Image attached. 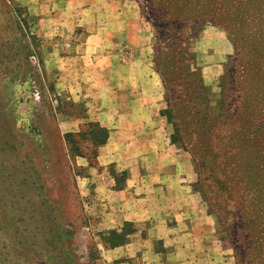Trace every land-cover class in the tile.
Here are the masks:
<instances>
[{
	"label": "rangeland",
	"instance_id": "rangeland-1",
	"mask_svg": "<svg viewBox=\"0 0 264 264\" xmlns=\"http://www.w3.org/2000/svg\"><path fill=\"white\" fill-rule=\"evenodd\" d=\"M8 1L27 10L31 32L40 41L38 54L43 67L37 65L35 69L40 84L34 91L33 98L31 93L20 94L25 91L26 84L13 86L15 94L12 98L11 95L6 97L7 93L0 95V264H160L162 253L165 251L161 241L150 239L146 235L145 230L150 228L149 224L139 227L141 233L131 220L120 221L113 229H106L110 224H106V220L102 218L105 210H94L96 204H99H95L94 200L96 182L103 181L112 190L120 191L116 190V187L124 188L126 172L119 171L114 164H98L97 150V156L91 161V165L85 159H75L74 165L82 170L79 176L73 177L63 144L64 135L83 129L86 121L100 125L99 119L106 120V117H100V112L104 109L101 103L104 98L111 97L112 92L117 89L115 84L110 83V69L94 76L89 81L90 88L85 90L79 85L76 75L67 70L62 58L67 52L80 50L86 37L96 31L98 23L102 21L100 18L108 21L112 10L100 9V6L88 10L77 7L72 10L75 24L61 26L60 0ZM83 1L79 0L78 4ZM129 1L135 2V8L139 12L137 34L141 37L142 49L146 51L145 65H150L160 80L162 110H165L166 91L152 63L153 31L143 18L142 0ZM89 3L96 2L90 0ZM82 18L87 19L88 23L80 25ZM205 30L213 34L204 37ZM234 40V36L222 27L206 24L189 46L201 69L203 82L209 89L210 99L215 104V115L226 118L227 120L223 121L226 126L234 123V120L244 118L239 111L233 115L226 109V104L232 103L236 96L227 78L246 74L242 62L236 57ZM220 42L229 45V54L213 53ZM92 43L93 47L98 44L96 41ZM122 51L123 54L129 53L123 45ZM93 59H96V56L90 57V60ZM31 61L36 65L35 59L32 58ZM7 64L10 65L8 61ZM207 65L211 68H207L204 73L203 67ZM216 66L220 67L219 74L213 72ZM251 67L254 68V64ZM117 76L126 78L127 73L120 71ZM47 82L54 84L56 93L66 102L61 112L54 115L49 109V99L45 98L48 95L44 88ZM179 86V89L173 88L177 90V94H180L184 87ZM16 94L23 96L22 103L17 107H9L6 102L15 101ZM6 98L8 101H5ZM178 100L180 102L173 107L175 114L170 118L171 121H168L167 116L159 114L156 124L166 127L169 138L173 136L177 139L178 149L189 156L194 177L192 191L198 195L199 202L213 219L216 239L228 253L231 264H237L234 243L241 235L238 214H242L244 208L236 205V199L240 197L236 196L235 187L241 186V183L237 181L238 177L233 176L240 175L242 169L238 166L235 170L229 167L230 158L227 153L231 148L228 141L231 132L228 128L218 126L219 121L214 123L215 125L212 124L214 126L211 130L202 131L201 126L196 128L195 120L198 119L191 111L194 105L181 98ZM222 106L224 110L221 109ZM197 110L203 113L200 108ZM15 112L21 113L20 119L15 120ZM27 113L33 116L31 123L36 125L38 131L31 130L28 126L31 123ZM108 117H111L109 122L114 117L115 120L119 118L116 113ZM82 118L85 120H81ZM215 138L217 142H213ZM84 146L81 147L86 153ZM262 146L264 147V138ZM262 146L260 154L264 156ZM236 150L241 153L239 148ZM214 154L220 158L223 177L215 170L218 160ZM248 164L250 173L254 174L256 166L264 164V158L259 160L251 157ZM250 173L251 178L253 175ZM126 224L128 230H133V233L127 235L125 245L110 248L100 241V233L120 232ZM261 232H264L261 228L259 233L256 232V236L261 237L253 251V264H260L264 253ZM145 239H148L147 243L152 242L154 245L153 251L146 250L149 254H144L145 249H138L137 245L132 244L134 241ZM90 247L94 248L92 260L89 258ZM238 260L240 261V258Z\"/></svg>",
	"mask_w": 264,
	"mask_h": 264
},
{
	"label": "trees",
	"instance_id": "trees-1",
	"mask_svg": "<svg viewBox=\"0 0 264 264\" xmlns=\"http://www.w3.org/2000/svg\"><path fill=\"white\" fill-rule=\"evenodd\" d=\"M141 11L153 31V69L160 76L166 91L164 99L166 109L161 110L160 115L167 116L168 121H171L170 118L175 114L173 107L181 98L194 105L191 111L198 119L195 120L196 128L201 126L202 131L211 130L214 123L219 121L218 126L228 128L231 132L228 141L231 144L230 151L235 153L230 151L226 153L230 158L229 167L235 170L238 166L242 169L240 175L233 176L238 177L239 179H236L241 183V186L235 187L236 196L240 197L236 199V205L244 208V212L238 214L241 235L234 243V252L240 264H253V251L261 237L256 236V232L259 233V228L264 231V164L256 166L254 174L250 173L248 164L251 157L259 160L264 158L260 154L264 138V0H142ZM28 20L29 14L25 8L8 0H0L1 96L7 93L6 97L11 95L12 98L15 94L12 87L26 84L25 91L20 94L31 93L33 98L34 91L40 84L37 71L35 72L37 65L43 67L38 54L40 41L31 32ZM206 24L220 26L234 36L236 57L240 59L246 72L244 76L227 78L236 96L232 103L226 104V109L230 114L236 115L239 111L241 116H244L242 120H234V123L227 125L229 127L223 123L226 118L215 115V104L211 101L209 89L203 82L195 54L189 47ZM32 58L37 61L36 65L31 61ZM252 64L254 68L251 67ZM45 84L44 88L48 94L45 98L49 99L51 113L53 115L60 113L66 102L58 96L53 83ZM179 85L185 88L183 87L182 92L177 94V90L173 88L179 89ZM21 95L16 94L15 101L6 104H9V107H17L24 99ZM199 108L203 113L198 112ZM221 109L224 110L223 106ZM27 114L31 123L33 116L31 113ZM20 115L21 113L17 112L15 120L20 119ZM28 126L31 130L38 131L35 124L31 123ZM108 137L109 131L106 128L89 121H86L83 129L76 133L64 135L63 144L73 177L79 176L82 170L74 165L75 159H85L91 165V161L97 156V150L106 144ZM215 139L213 142H217V138ZM176 141L173 136L170 138L172 144L176 145ZM82 145H85L86 153L82 150ZM236 148H239L241 153ZM214 156L218 160L215 170L223 177L220 158L216 154ZM248 171L253 177L250 178ZM124 178L126 179V173ZM122 188L116 187V190ZM127 227L126 224L120 232L100 233L98 235L100 241L110 248L125 245L127 235L133 233V230H128ZM64 235L68 236L67 233ZM260 235L263 237L261 241L264 245V232ZM93 249L90 247V260L93 259ZM260 264H264V253Z\"/></svg>",
	"mask_w": 264,
	"mask_h": 264
},
{
	"label": "crops",
	"instance_id": "crops-1",
	"mask_svg": "<svg viewBox=\"0 0 264 264\" xmlns=\"http://www.w3.org/2000/svg\"><path fill=\"white\" fill-rule=\"evenodd\" d=\"M78 2L60 0L61 26L75 24L72 10L77 7L109 8L111 17L106 22L100 18L96 31L86 37L80 50L67 52L62 60L85 90L90 88L89 81L94 76L110 69V83L117 89L101 103L104 109L100 117L106 120L98 118V122L110 132L106 144L98 149L97 161L100 165L114 164L116 169L126 172L120 191L112 190L103 181L96 182L94 200L99 204L94 210H105L102 218L110 224L106 229L131 220L141 233L139 227L149 224L146 235L161 241L165 251L160 264H231L228 253L216 239L213 219L192 191L194 177L189 156L170 142L166 127L156 124L163 109L161 85L150 65H145L146 51L137 34L140 18L135 2ZM85 23L88 20L82 18L79 24ZM207 34L213 32L205 30L204 37ZM94 41L98 43L95 47ZM122 45L129 53L123 54ZM213 53L227 55L230 47L220 42ZM92 56H96L93 61ZM207 68L211 66H204V73ZM120 71L127 73L126 78L117 76ZM213 72L219 74L220 67H214ZM115 113L118 120L114 117L109 122L108 116ZM147 240L132 244L149 254L146 250L153 251L154 245Z\"/></svg>",
	"mask_w": 264,
	"mask_h": 264
}]
</instances>
